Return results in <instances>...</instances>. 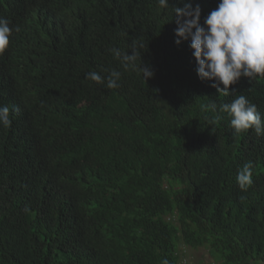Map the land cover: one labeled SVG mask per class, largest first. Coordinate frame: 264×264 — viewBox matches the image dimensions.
Returning <instances> with one entry per match:
<instances>
[{
	"label": "trees",
	"instance_id": "1",
	"mask_svg": "<svg viewBox=\"0 0 264 264\" xmlns=\"http://www.w3.org/2000/svg\"><path fill=\"white\" fill-rule=\"evenodd\" d=\"M218 2L168 0L199 4L201 25ZM0 18L13 29L0 53L12 121L0 126V264H181L186 247L264 264V136L219 110L243 94L264 118V77L218 94L158 0H0ZM134 43L146 81L110 51ZM113 69L118 88L85 79Z\"/></svg>",
	"mask_w": 264,
	"mask_h": 264
},
{
	"label": "clouds",
	"instance_id": "2",
	"mask_svg": "<svg viewBox=\"0 0 264 264\" xmlns=\"http://www.w3.org/2000/svg\"><path fill=\"white\" fill-rule=\"evenodd\" d=\"M158 5L161 9H171L177 25L174 42L179 45L182 41H190L198 78L212 81L211 87L218 94L230 95L229 86L241 77L249 80L264 77V0H219L204 18L203 25L199 4L183 3L182 7H171L168 0H158ZM9 23L0 18V53L10 42L13 29ZM110 51L125 69L139 71L144 81L153 76L149 67L141 66V54L135 43L131 55L116 48ZM120 78L121 72L114 69L108 71L107 77L94 70L85 76L86 80L103 84L108 89L118 88ZM204 107L216 110L217 105L211 103ZM219 110L231 118L230 126L236 133L252 130L257 136H264V118L245 95L221 104ZM11 123L9 106L0 105V126L10 127ZM252 176L253 165L246 162L236 174L237 185L246 189L252 183ZM161 264H169V261L164 259Z\"/></svg>",
	"mask_w": 264,
	"mask_h": 264
},
{
	"label": "rangeland",
	"instance_id": "3",
	"mask_svg": "<svg viewBox=\"0 0 264 264\" xmlns=\"http://www.w3.org/2000/svg\"><path fill=\"white\" fill-rule=\"evenodd\" d=\"M184 256H185V264H197L199 262H202L204 264H213L208 251L204 247H199V248L186 247Z\"/></svg>",
	"mask_w": 264,
	"mask_h": 264
},
{
	"label": "built area",
	"instance_id": "4",
	"mask_svg": "<svg viewBox=\"0 0 264 264\" xmlns=\"http://www.w3.org/2000/svg\"><path fill=\"white\" fill-rule=\"evenodd\" d=\"M185 252V251H184ZM184 252L180 255V262L181 264H185V256H184Z\"/></svg>",
	"mask_w": 264,
	"mask_h": 264
}]
</instances>
